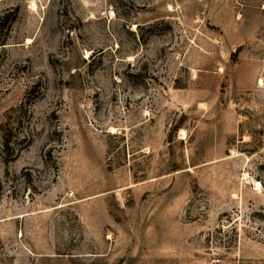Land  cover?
Returning a JSON list of instances; mask_svg holds the SVG:
<instances>
[{"label":"rangeland","instance_id":"rangeland-1","mask_svg":"<svg viewBox=\"0 0 264 264\" xmlns=\"http://www.w3.org/2000/svg\"><path fill=\"white\" fill-rule=\"evenodd\" d=\"M0 264H264V0H0Z\"/></svg>","mask_w":264,"mask_h":264},{"label":"bare ground","instance_id":"bare-ground-1","mask_svg":"<svg viewBox=\"0 0 264 264\" xmlns=\"http://www.w3.org/2000/svg\"><path fill=\"white\" fill-rule=\"evenodd\" d=\"M255 185H256V187H259L260 184H259L258 181H256V182H255Z\"/></svg>","mask_w":264,"mask_h":264}]
</instances>
